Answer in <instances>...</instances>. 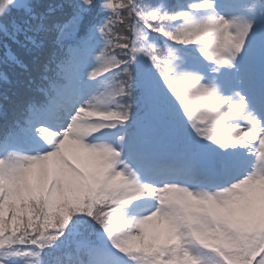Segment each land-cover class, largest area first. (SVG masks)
I'll list each match as a JSON object with an SVG mask.
<instances>
[{
	"label": "snow or ice",
	"instance_id": "obj_1",
	"mask_svg": "<svg viewBox=\"0 0 264 264\" xmlns=\"http://www.w3.org/2000/svg\"><path fill=\"white\" fill-rule=\"evenodd\" d=\"M0 264H264V0H0Z\"/></svg>",
	"mask_w": 264,
	"mask_h": 264
},
{
	"label": "rangeland",
	"instance_id": "obj_2",
	"mask_svg": "<svg viewBox=\"0 0 264 264\" xmlns=\"http://www.w3.org/2000/svg\"><path fill=\"white\" fill-rule=\"evenodd\" d=\"M3 55H4L3 50L0 49V59L3 58ZM3 69H4V65L3 64H0V70H3Z\"/></svg>",
	"mask_w": 264,
	"mask_h": 264
},
{
	"label": "trees",
	"instance_id": "obj_3",
	"mask_svg": "<svg viewBox=\"0 0 264 264\" xmlns=\"http://www.w3.org/2000/svg\"><path fill=\"white\" fill-rule=\"evenodd\" d=\"M7 70H8V69H6L5 66H4V69H3V70H0V71H7Z\"/></svg>",
	"mask_w": 264,
	"mask_h": 264
}]
</instances>
